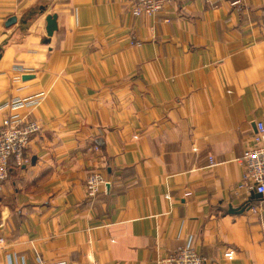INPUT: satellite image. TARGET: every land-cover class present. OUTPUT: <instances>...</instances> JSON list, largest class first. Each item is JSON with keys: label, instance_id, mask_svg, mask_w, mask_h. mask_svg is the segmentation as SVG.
<instances>
[{"label": "crops", "instance_id": "1", "mask_svg": "<svg viewBox=\"0 0 264 264\" xmlns=\"http://www.w3.org/2000/svg\"><path fill=\"white\" fill-rule=\"evenodd\" d=\"M9 115L40 131L0 189V264H159L188 243L205 264H264V197L239 189L264 120V0L139 17L130 0H0ZM93 172L108 183L88 198Z\"/></svg>", "mask_w": 264, "mask_h": 264}, {"label": "built area", "instance_id": "2", "mask_svg": "<svg viewBox=\"0 0 264 264\" xmlns=\"http://www.w3.org/2000/svg\"><path fill=\"white\" fill-rule=\"evenodd\" d=\"M175 0H130L131 13L134 16H152L159 13L165 6ZM237 4V2H235ZM20 81L21 77L32 72L31 69L22 65L13 67ZM44 94H38L28 98H18L6 102L2 107L11 111L34 108L40 105ZM40 131V126L32 120L24 119L19 115L7 116L0 126V189L10 174L11 163L18 166L29 163L26 156L28 146L32 138ZM244 168L242 181L239 189L249 195H262L264 197V120L256 123V134L252 145L246 150L241 159ZM105 178L98 172L91 173L85 182V191L88 198H94L99 193L100 187L107 185ZM190 195V194H187ZM1 227V225H0ZM0 239V243H3ZM235 252L229 250L224 257L231 261ZM206 260L196 251L195 247L188 243L180 247L177 252L160 260L159 264H205ZM37 264H69L63 262L47 263L39 260Z\"/></svg>", "mask_w": 264, "mask_h": 264}, {"label": "water", "instance_id": "3", "mask_svg": "<svg viewBox=\"0 0 264 264\" xmlns=\"http://www.w3.org/2000/svg\"><path fill=\"white\" fill-rule=\"evenodd\" d=\"M17 23V19L15 17L13 18H10L7 23H6V26L7 27H10V26H13L14 24ZM46 30H47V34H48V37L51 38L54 34V32L57 30L58 26H57V16L56 15H49L47 18H46ZM47 42H49V40H47ZM27 79H31V76H25L24 77V80H27ZM255 198H260L262 197V195H253Z\"/></svg>", "mask_w": 264, "mask_h": 264}, {"label": "rangeland", "instance_id": "4", "mask_svg": "<svg viewBox=\"0 0 264 264\" xmlns=\"http://www.w3.org/2000/svg\"><path fill=\"white\" fill-rule=\"evenodd\" d=\"M24 76H26V75H24Z\"/></svg>", "mask_w": 264, "mask_h": 264}]
</instances>
